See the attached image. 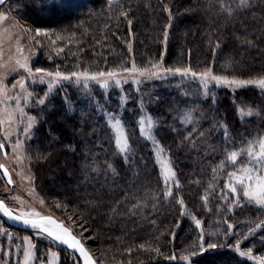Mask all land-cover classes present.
<instances>
[{"label":"trees","instance_id":"16d2710c","mask_svg":"<svg viewBox=\"0 0 264 264\" xmlns=\"http://www.w3.org/2000/svg\"><path fill=\"white\" fill-rule=\"evenodd\" d=\"M23 8L37 28L48 30L37 42V62L58 47L68 75L118 73L106 88L96 81L85 88L75 78L36 86L29 154L36 158L30 165L39 195L69 207L104 245L117 246L103 254L115 264H262L264 207L227 195L225 173L236 169L220 166L226 150L264 138V90L214 81L205 88L199 74L264 77V0H117L111 9L70 16L54 1L29 0ZM133 64L159 74L123 71ZM177 67L197 76L163 71ZM198 84L206 93L194 91ZM241 110L252 115L241 117ZM144 116L154 125L148 139L140 134ZM116 119L131 145L127 162L109 126ZM219 124L227 125L230 142ZM158 147L175 173L168 189ZM192 251L197 255L182 259Z\"/></svg>","mask_w":264,"mask_h":264},{"label":"rangeland","instance_id":"374dc122","mask_svg":"<svg viewBox=\"0 0 264 264\" xmlns=\"http://www.w3.org/2000/svg\"><path fill=\"white\" fill-rule=\"evenodd\" d=\"M28 1L7 0L0 8V143L4 145L5 150V154H2L0 149V165L7 169L12 180L11 184H7L0 173V200L18 216L31 219L56 217L58 221H65L68 225L63 222L64 225L81 240L97 264H115L116 260L107 259L103 257V254L105 252L107 255L112 254V248L117 246L104 245L85 219L54 198L43 199L36 186L34 172L30 165L36 163V158L34 155L33 159L31 150L29 154V147L34 139L32 130L35 126V116L29 110V104L38 97L36 86L46 84L50 88V81L51 87L59 81L64 83L68 81L56 78L54 75L49 77L46 73L54 74L59 71L63 75L68 74L64 68L65 60L61 58V54L65 53L64 49L55 47L52 50L53 53L51 52L52 55L50 52L44 53L41 62H37L36 48L39 46L37 42L43 41L42 37L48 35V30L37 28L30 20V16L27 17L28 14L25 13L23 5ZM34 1L37 5L39 0ZM52 1L57 2L63 12L69 16L93 13L99 9H111L117 2V0ZM158 65L157 70H160L161 64ZM36 69L42 71L37 72ZM198 85L193 86L194 91L197 94L202 91L206 93L205 88L202 89L203 85ZM30 121L32 127L26 131ZM149 121L151 120L147 121V116L143 117L146 130ZM121 130L124 132L123 128ZM155 156L164 179V170L160 161L168 163L170 168L171 166L163 153L157 155L156 152ZM232 183L235 181L233 180ZM6 224L14 228L7 227ZM44 226L52 230L51 225L44 224ZM18 228L22 229L0 217V264H24L25 252L30 254L28 264H74V260L75 264H81L80 260H77V257L59 242L33 230L25 229L28 232H22Z\"/></svg>","mask_w":264,"mask_h":264},{"label":"snow or ice","instance_id":"6c2138e0","mask_svg":"<svg viewBox=\"0 0 264 264\" xmlns=\"http://www.w3.org/2000/svg\"><path fill=\"white\" fill-rule=\"evenodd\" d=\"M3 0H0V3H2ZM41 3H51L52 0H40ZM243 4H247V0H241ZM123 15H126V13H122ZM37 34H40L39 29L37 30ZM21 67H24V65H21ZM152 68L159 69V65H152ZM37 72H41V69H36ZM123 71L125 73L135 74L139 73L141 76H153L158 75L159 72H153L151 69L148 68H137L135 64H133L129 68H124ZM165 73L172 74V75H179L181 77H186L189 74H191L192 77H196L197 73L194 72L191 68L185 67V68H166L163 69ZM47 76L52 77L53 75L56 78L62 79V80H72L75 78V81L77 84L81 83L83 81V86L87 88L88 81H96L100 84V87L106 88L108 86V82L111 79H114L118 73L115 71H109V72H98L94 74H90L88 71H82V72H73L70 75H63L61 72L57 71L54 74L49 72L46 73ZM200 82L204 85L205 88H207L208 84L211 81H214L216 85H226V86H247V85H254L258 87L261 90H264V77L256 78V79H248V80H238V79H228L224 76H217L213 75L210 71L209 72H203L199 74ZM101 78H104L101 82ZM116 84H119L120 81L116 80ZM52 82L50 81V88H51ZM23 87V85H21ZM213 102H215V97L212 98ZM40 104H44L45 101L43 99L39 100ZM241 117L250 116L252 115L251 110L248 112H243L241 110L240 113ZM113 119H115L113 117ZM142 127L140 134L142 138L148 139L150 136V129L154 127L153 123L151 121L148 122V128L149 131L146 132L143 128V121L140 122ZM110 128L115 130V145L116 149L120 152L122 157L125 159V162H127V156L128 153L131 152V145L129 144V138L125 135V133L121 130L122 125L121 121L116 119L114 124L109 125ZM32 123L30 121L28 128L26 131L31 129ZM218 127L223 129V137L224 140L227 142L231 141V136L228 132L227 125L226 124H219ZM245 147H240L238 150H231L225 152V161L221 163V169L227 167L228 164H231L234 169L233 171L226 172L225 174L228 176L229 183L227 185V195H235L236 199L239 200L240 198H245L249 203H255L258 206L264 207V138L255 140L250 139L247 140ZM4 145L0 143V149H3ZM164 149L162 147H158L156 149L157 155L162 153ZM241 157H245L246 159H240ZM161 167L164 170V180H165V188L168 189L167 181L170 178H173L175 176L174 171L169 167L168 163L161 160L160 161ZM109 168H112L111 165H108ZM0 168H3V165H0ZM115 171L114 169H112ZM214 171H216L214 169ZM238 172L240 174H238ZM4 175L7 176V169L4 170ZM235 181V183H232V181ZM9 184L12 183L11 178L9 177L8 180ZM175 183V182H174ZM176 187H179L178 183H176ZM166 195H171V191H166ZM181 204L183 201H179ZM0 209L3 210V212L9 216V218L21 221L26 225H31L34 228H41L44 232H46L50 237L54 238L57 241H60L64 244H66L69 248L73 249L74 251L78 250L80 253V256L84 258V264H95V262L92 260L91 256L83 246L81 245L80 241L71 234L70 230L66 227H64L62 224L57 223L56 221L52 220L50 217H43L42 219L46 221L49 224L54 225L56 228L61 230L62 234H57L56 232L50 230L47 227H44L43 224L36 220H28L24 219L23 216H13L9 209L4 207L3 203L0 202ZM38 215V214H37ZM197 226H199V221H196ZM231 227V225L229 226ZM261 224H256V228H260ZM67 237V238H65ZM217 247V244L215 243H208L207 248L208 249H215ZM199 248L201 251L205 250V245L203 242L200 243ZM236 250L239 251V246L237 244ZM251 250H249L248 253L240 252L241 256L244 255H250ZM29 253L25 252V262L24 264H28V257ZM197 255V252L192 251L188 255L183 256L182 259L185 261L189 260L190 256ZM173 259L175 257H172ZM79 259L78 257L76 258ZM75 264V260H74ZM262 264H264V260H262Z\"/></svg>","mask_w":264,"mask_h":264},{"label":"water","instance_id":"95a60500","mask_svg":"<svg viewBox=\"0 0 264 264\" xmlns=\"http://www.w3.org/2000/svg\"><path fill=\"white\" fill-rule=\"evenodd\" d=\"M6 1H7V0H3V2L0 3V7H1ZM1 153H2V154H5L4 147H3V149H1ZM4 170H5V168H0V173L2 174V177L4 178V180L6 181V183L9 184V182H8V180H9V172L7 171L8 175L5 176V175H4ZM0 202H2V201L0 200ZM2 203H3L4 207L8 208V207L5 205L4 202H2ZM8 209H9V208H8ZM9 212H10L13 216H18V215H16V214H14L10 209H9ZM0 217H1L3 220H5L6 222H8V223H12L13 225L18 226V227H20V228H22V229L33 230V231H35V232H37V233H41L42 235L46 236L47 238H49V239H51V240H53V241H57V240H55L54 238L50 237V236H49L46 232H44L41 228H34V227H32L30 224H29V225H26V224H24V223L21 222V221H17V220H14V219L9 218V216L6 215V214L3 212L2 209H0ZM23 218H24V219H28V220H36V221L40 222L41 224H43V226H44V224H49V223H47L46 221H44V220L42 219L43 217H42V218H38V219H31V218H25V217H23ZM50 218H51L52 220L56 221L57 223L62 224L64 227H66V226L64 225L63 222L58 221L57 219H55V218H53V217H50ZM49 225H51L52 230H53L54 232H56L57 234H62L60 229L56 228V227H55L54 225H52V224H49ZM44 227H45V226H44ZM66 228H67V227H66ZM68 229H69V228H68ZM69 230H70V229H69ZM70 232H71L72 235H74V234L72 233L71 230H70ZM74 236H75V235H74ZM75 237H76V236H75ZM65 238H67V237H65ZM76 238L80 241V243H81V245L83 246V248L85 249V251H87V252L89 253V255L91 256V258H92V260L95 262V264H97L96 261H95V259H94V257H93L92 254L88 251V249L85 247V245L81 242V240H80L78 237H76ZM57 242H59V243L65 248V249L69 250V251H70L71 253H73L76 257H78L79 260H80V262H81V264H84V258H83L82 256H80V253H79L78 250L74 251L73 249L69 248L66 244H64V243H62V242H60V241H57Z\"/></svg>","mask_w":264,"mask_h":264},{"label":"bare ground","instance_id":"6f19581e","mask_svg":"<svg viewBox=\"0 0 264 264\" xmlns=\"http://www.w3.org/2000/svg\"><path fill=\"white\" fill-rule=\"evenodd\" d=\"M1 8V7H0Z\"/></svg>","mask_w":264,"mask_h":264}]
</instances>
